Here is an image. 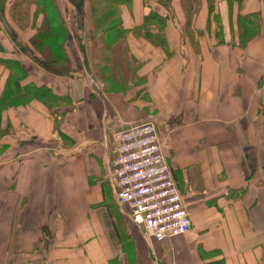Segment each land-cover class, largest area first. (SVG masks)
I'll return each mask as SVG.
<instances>
[{
  "label": "crops",
  "instance_id": "0c3cea01",
  "mask_svg": "<svg viewBox=\"0 0 264 264\" xmlns=\"http://www.w3.org/2000/svg\"><path fill=\"white\" fill-rule=\"evenodd\" d=\"M55 1L76 34V0ZM82 5L91 20V0ZM28 12L21 42L0 27V96L14 59L24 87L53 97L0 109V264H264V0L124 1L138 62L119 90L95 87L94 62L64 72L15 57L44 19L35 2ZM150 13L166 20L164 45L133 31ZM145 120L192 222L162 241L132 220L110 178L118 133Z\"/></svg>",
  "mask_w": 264,
  "mask_h": 264
},
{
  "label": "built area",
  "instance_id": "2783aa9c",
  "mask_svg": "<svg viewBox=\"0 0 264 264\" xmlns=\"http://www.w3.org/2000/svg\"><path fill=\"white\" fill-rule=\"evenodd\" d=\"M110 178L132 220L159 241L191 229V217L174 179L157 127L133 123L116 138Z\"/></svg>",
  "mask_w": 264,
  "mask_h": 264
},
{
  "label": "rangeland",
  "instance_id": "374dc122",
  "mask_svg": "<svg viewBox=\"0 0 264 264\" xmlns=\"http://www.w3.org/2000/svg\"><path fill=\"white\" fill-rule=\"evenodd\" d=\"M76 2L77 20H69L70 26L73 24L76 26L77 24L76 34L70 35L69 28L66 23V31L61 34H57V31L54 29L55 23H53L52 26H46L43 19L42 24L44 27H42L44 29L41 27V37L37 40L34 38L32 39L33 47L31 45H27L26 43L23 47L19 46L20 48L18 50L21 54L18 55L15 52V57L21 56V61L24 59L25 61L27 60V62H46L47 65H51V67L59 64L61 66V70L64 72L69 70L67 64L68 62H94L93 76L95 80L93 82L97 89L100 90L102 86L104 87V84L111 90L125 89L126 87L132 86L135 80H132L129 75L123 79L124 83L125 80H127L125 87L124 85L118 84V81L113 78L114 75L119 78L122 75V72L132 74L131 72L134 70L133 66H131L132 62H126L125 59V52L128 50L127 52L130 53L128 39L125 41L118 40L116 43L111 40V37L115 34L118 28L115 23L117 22V15L116 17L111 18L106 25H102L101 28H97L93 26V2L100 3V7H103L105 3H103L102 0H91L92 18L90 20L88 17L89 15H86V12L84 11L82 0H76ZM25 7L26 6L22 7L20 5H14L13 9H11L9 13H2L3 15L0 16V27L3 29L4 33L9 34L16 40L19 39L20 42L22 41L21 28H25L31 23V20L27 17L29 12ZM109 7L111 8V6ZM25 10L26 13H24ZM110 26L113 27L110 30H107ZM128 34L129 33H127V37ZM27 36L28 35L25 34V37ZM70 37H73L72 39L74 43L67 41ZM65 39L66 41H64ZM61 44H63L65 49L63 53L67 56V61L54 59L53 51L61 48ZM124 47L125 51L123 50ZM105 55H112L111 61L113 62H106L104 59ZM111 72L114 73V75H112ZM16 77V74H13L11 81L15 80ZM8 92H11V90L9 89ZM19 101L21 100H18L17 102ZM14 103L12 102V105H15Z\"/></svg>",
  "mask_w": 264,
  "mask_h": 264
},
{
  "label": "trees",
  "instance_id": "16d2710c",
  "mask_svg": "<svg viewBox=\"0 0 264 264\" xmlns=\"http://www.w3.org/2000/svg\"><path fill=\"white\" fill-rule=\"evenodd\" d=\"M102 1L103 3H105L103 7H100V3L93 2V26L97 28H101L102 25H106L111 18L116 17L117 15V20H116L117 22L115 23L117 24L118 28L115 34H113V36L111 37V40L114 43H116L118 40L125 41L127 39V33L129 32V30L123 26V21L121 16V5L123 4L124 1L127 0H102ZM34 2L37 4V11L42 12L44 14V24L46 26H50V25L52 26V24L55 23L54 29L55 31H57V34H61L66 31L65 21L61 17L59 6L57 5L55 0H19L15 5L16 6L20 5L22 7L26 6L25 8L28 10L30 4ZM109 6H111V8ZM6 7H7V0H0V16L5 13ZM24 13H26V10ZM165 24H166V20L164 17L158 16L156 13H150L145 18V22L141 26L134 28L133 31L145 37L146 39H148L153 43L164 45L166 42V38L164 35V29L166 26ZM42 26L44 27L43 24L41 25V27ZM41 27H39L38 32L34 36L35 40L41 37V29L43 28ZM112 27L113 26H110L109 28H107V30L108 29L110 30ZM64 41H66V39ZM63 44L60 45L61 48H58L53 51L54 59L67 61V56L63 53V51L65 50ZM123 50L125 51V47ZM127 51L125 52L126 62H138ZM111 57L112 55L110 56L105 55L104 59L106 60V62H113L111 61ZM9 61L14 62V64L11 65L14 71L8 77L5 90L3 91V94L0 96V109L9 106L8 104L12 105V102L14 103L17 102L18 100H21L17 103H14V104H18L25 102L27 99L32 97L41 98L47 103L48 101L52 100L53 95L51 89L48 87H36L34 85H31L30 87L27 86L24 87L21 84L22 76H23L22 66L20 65V63H18L19 61L17 60L11 59ZM13 74H16L17 77L15 80L11 81V77ZM121 74L122 77L120 76L118 78V76L112 73V75H114L113 78L118 81V84L124 85L125 87L127 80H125L124 83L123 79L126 78L127 75H129V77H131L132 79L134 76L133 74H128L124 72H122ZM120 78L122 79V81ZM9 89L11 90V92H8Z\"/></svg>",
  "mask_w": 264,
  "mask_h": 264
}]
</instances>
